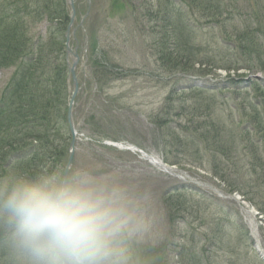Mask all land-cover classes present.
I'll return each instance as SVG.
<instances>
[{
    "label": "rangeland",
    "instance_id": "rangeland-1",
    "mask_svg": "<svg viewBox=\"0 0 264 264\" xmlns=\"http://www.w3.org/2000/svg\"><path fill=\"white\" fill-rule=\"evenodd\" d=\"M8 2V15L21 20L0 27V95L13 76L24 75L19 66L32 70L40 95L61 69L64 119L49 120L54 134L40 133L38 141L68 162L65 110L73 81L61 20L26 19L25 4ZM73 7L69 45L79 62L70 161L152 188L165 217L152 239L133 247L134 264H264V0H74ZM167 9L183 14L175 36L154 16ZM14 101L22 102L9 104L4 127ZM108 142L135 147L172 173ZM0 264H11L3 250Z\"/></svg>",
    "mask_w": 264,
    "mask_h": 264
},
{
    "label": "clouds",
    "instance_id": "clouds-1",
    "mask_svg": "<svg viewBox=\"0 0 264 264\" xmlns=\"http://www.w3.org/2000/svg\"><path fill=\"white\" fill-rule=\"evenodd\" d=\"M157 205L152 188L76 160L0 175V250L11 264H134L165 221Z\"/></svg>",
    "mask_w": 264,
    "mask_h": 264
},
{
    "label": "trees",
    "instance_id": "trees-1",
    "mask_svg": "<svg viewBox=\"0 0 264 264\" xmlns=\"http://www.w3.org/2000/svg\"><path fill=\"white\" fill-rule=\"evenodd\" d=\"M17 1L26 5L24 9L27 17L31 13H35L37 17H47L52 20V17L57 15L55 18L61 20L59 26L66 23L65 12L61 3L62 0ZM3 3L4 0H0V4ZM2 8L5 12L9 11V2H6ZM12 17L14 18L15 16ZM12 17L8 15L7 19H12ZM182 17L183 14L181 13L166 11L163 18H161V23L167 24V27L171 28V32L174 33L172 36H175L183 31L182 26L184 23ZM15 18L19 17L16 16ZM179 22L182 23L180 26H178ZM163 34L166 35L164 31ZM5 41L6 46L11 43L10 38H7ZM7 53H9L11 59H14V52L7 49ZM19 67L21 71L23 70L24 75L22 77L19 75L13 76L11 88H6L0 95V175H3L7 169L12 167L18 171H30L41 166L50 167L51 165L59 163L57 160L58 157L62 158V153L60 151L56 152L55 147L51 148L47 140H44L42 143L38 141L40 133L48 135L54 134L52 123H50L51 121H58L59 123L64 119L62 116L63 110L61 109L64 86L61 84L58 87V84L62 83L61 69L57 68L53 77L51 75L48 76L51 86L44 85V91L46 92L40 95L38 90L35 89V85L38 82L34 79L35 75L32 74V70L30 71L28 69L26 70L25 67ZM24 77H26V80L23 82ZM15 97H20L22 102L14 101L18 107L13 112V116L7 126L4 127L2 122L11 115L9 104ZM28 103L31 106H27ZM24 106L29 110L26 111ZM21 114L23 116L18 118ZM27 115L34 117L30 121L26 118ZM34 128L36 129L32 130ZM64 134L65 137L61 139V144L67 141L64 139L68 136L66 132ZM31 140L33 143L28 144V141ZM47 145L50 148L49 153H44L47 150ZM52 150H55V152H51ZM12 159H15L17 162H12Z\"/></svg>",
    "mask_w": 264,
    "mask_h": 264
},
{
    "label": "water",
    "instance_id": "water-1",
    "mask_svg": "<svg viewBox=\"0 0 264 264\" xmlns=\"http://www.w3.org/2000/svg\"><path fill=\"white\" fill-rule=\"evenodd\" d=\"M71 5H72V0H70V6H71ZM72 17H73V14H72ZM73 67H74V65H73ZM72 71H73V69L70 68V72H71V74H72ZM74 87H75V88H74V92H73V97L75 96L76 91H77L75 85H74ZM73 97H72L71 100H70L69 107H68V112H67V121H68V125H69V130H70V132H71L72 135H73L74 133H73V129H72V123H71V119H70V113H71V105H72ZM70 148H71L70 156H69L70 159H69L68 161H70V160H71V157H72V144H71Z\"/></svg>",
    "mask_w": 264,
    "mask_h": 264
},
{
    "label": "bare ground",
    "instance_id": "bare-ground-1",
    "mask_svg": "<svg viewBox=\"0 0 264 264\" xmlns=\"http://www.w3.org/2000/svg\"><path fill=\"white\" fill-rule=\"evenodd\" d=\"M131 151H134V150H131ZM152 164H155L158 167V165L156 163L152 162Z\"/></svg>",
    "mask_w": 264,
    "mask_h": 264
}]
</instances>
